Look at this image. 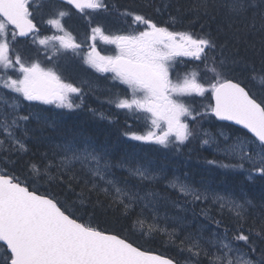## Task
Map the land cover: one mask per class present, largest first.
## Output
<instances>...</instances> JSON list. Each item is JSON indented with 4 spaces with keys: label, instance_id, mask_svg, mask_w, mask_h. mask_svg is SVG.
Returning a JSON list of instances; mask_svg holds the SVG:
<instances>
[{
    "label": "snow or ice",
    "instance_id": "1",
    "mask_svg": "<svg viewBox=\"0 0 264 264\" xmlns=\"http://www.w3.org/2000/svg\"><path fill=\"white\" fill-rule=\"evenodd\" d=\"M45 7L49 11L43 23L55 30L51 35H41L37 24V13ZM144 7L162 15L171 5L146 0ZM71 9L88 21L90 33L81 42L64 24ZM188 10L196 21L216 23V34L210 28L205 31V24L198 33L177 28L182 17L171 13L168 20L157 21L152 12L128 7L121 11L110 0H0V264H180L144 247L132 238L137 233L143 239L166 236L170 245L187 253L184 264H264V205L253 214L252 200L217 192L207 184L196 187L187 174L169 179L150 162L114 165L106 151L75 137L39 158L26 143L28 122L40 120L34 110L38 105L69 112L82 109L88 84L66 82L53 56L46 57L51 67L26 59L17 47L18 38L30 37L45 52L71 51L95 72L107 74L113 87L123 86L122 92L109 89L107 103L145 122L143 132L129 126L125 136L179 153L193 141L219 145L203 121L230 122L222 127H240L234 129V137L220 131L224 147L217 148L229 162L206 163L246 172L249 180L264 179V98L249 86L252 82L264 91V0H193ZM110 11L123 18L126 29L110 32L100 24L92 26L94 15ZM176 11H181L179 6ZM221 35L225 39L218 43ZM254 37H259V67L241 55V47L256 51ZM98 41L112 46L111 54L102 52ZM188 62L198 63L183 74L177 71ZM114 167L141 183L167 181L183 203L151 190L141 195L127 179L113 177ZM53 185L62 190L63 198L50 191ZM161 199L184 212L189 205H205L200 214L216 230L207 236L204 226L185 231L179 215L172 217L177 227H160L156 221ZM97 209L119 212L130 219V227H101ZM225 213L231 219L228 226L223 224Z\"/></svg>",
    "mask_w": 264,
    "mask_h": 264
},
{
    "label": "trees",
    "instance_id": "2",
    "mask_svg": "<svg viewBox=\"0 0 264 264\" xmlns=\"http://www.w3.org/2000/svg\"><path fill=\"white\" fill-rule=\"evenodd\" d=\"M163 2H168L171 7L167 11H164L162 15H156L151 9H146L144 7L146 0H110V4H115L116 7L121 11L128 7L138 12H152L153 18L157 21L168 20L169 13H171L173 16L182 17V23L177 24V28L182 30L190 29L191 31L198 33L200 32V25L205 24V31L209 30L210 28L213 31V34H216V23H211L209 26L205 19L196 21L195 14L188 10L189 6L193 3V0H154V4L156 6L162 5ZM177 6L180 7V12L176 11ZM48 11L49 9L45 7L42 12L37 13V24L40 29L43 21L48 18ZM71 17L75 18L71 20L76 22L77 25L80 26V29L83 28V33L80 34V37L82 38L81 40H84L85 34L90 33L87 19H85L84 16L80 14L74 13L73 11ZM66 19L67 17H65L64 21H66ZM193 21H195V23H192ZM97 24L102 25L106 31L110 32L123 30L127 27L123 18L120 17L116 11L94 15L92 26H96ZM224 39L225 37L221 35L218 39V43H223ZM253 39L256 41V51L253 52L252 50H249L245 52L243 47H241V55H246L249 58L255 60L257 67H259V37H254ZM21 45L22 43L20 42L17 47L21 51L22 55L26 57V52L21 48ZM63 55L73 56L71 52L64 53ZM197 63L198 62H188L187 64L178 65L177 71L183 74L185 71L194 69ZM48 67H51V63L48 64ZM59 69L62 75L64 71L63 78H67L69 77V74L73 73L70 67H68L69 73H67V70L62 71L60 65ZM82 73L83 72L78 71L73 75L77 76V74ZM249 86L252 87L258 98H264V91H261L252 82H249ZM199 101L200 100L197 99V106L200 104ZM110 109L114 111V115H118V121L115 120L113 123L103 121L98 117L88 113L86 108L76 111L74 115L78 116L74 119L71 117L72 115L69 118H60L55 116V114L52 112L49 113L51 120L48 122L41 123L36 122L35 120H30L27 124V128L30 131L29 138L26 140V143L31 149V153L35 154V158H39L40 153L46 151L50 152L51 149H53L56 145L62 144L65 141L75 137L81 142H87L91 144L100 151H106L108 153V158L115 164L121 161H133L140 162L142 164L150 162V167L152 169L156 170L157 172L163 169V172L168 174L166 175L167 177H170L173 169L178 167L181 168L180 173L187 174L189 176L190 182L195 186L201 185L202 182H207L208 184L212 183L216 188L221 190V193H229L236 198L244 197L246 199H250L256 206L260 202L264 203V179L254 176L253 179L249 180L248 177L244 175L246 172L232 171L227 169L220 170L216 167L209 166L213 168L212 170L211 168L205 166V162L207 160L217 161V157L208 152H203L202 150L191 153V159L189 161L188 167L186 165H183L182 167L180 162L183 164V161L179 160V153L160 149L157 145L141 144L128 141L126 136L123 134L126 130H129V127H125L123 124L122 115L124 112L116 109L114 106H111ZM129 121L130 124L133 125L130 127L132 131L141 132V130L145 127V122L143 120L141 121L137 120L136 118H129ZM204 124L214 129L215 127L226 129L231 133H235L234 129H237L234 127H222L225 124L217 123L214 118L211 120H205ZM199 146L200 145L197 147ZM224 162L227 163V160H224ZM157 163H159L158 166ZM17 167L19 169V166ZM112 174L115 179L121 182L127 179L128 186L133 190L139 191L141 195H143L147 189H151L153 191H161L164 195L170 196L171 198L182 202V198L179 197L178 193L168 188L163 180L151 183H141L136 178L129 177L127 171L119 167H114ZM45 187L41 188L42 192L45 190ZM50 191L63 198L64 193L59 187L53 185ZM77 191H79V189H77ZM101 199H103V197H101ZM138 211L139 207L137 208V212ZM252 211L253 214H256L257 209L255 208ZM145 216H148L149 219L151 218V214L148 212H145ZM96 218L101 227H115L119 229L121 227L129 228L131 225L130 219H124L121 217L119 212H115L110 209L107 211L97 209ZM216 218L220 219L218 215ZM207 223L209 226L216 228V226L209 221ZM223 224L225 226L231 224V219L227 213H225L223 216ZM175 227H177V225ZM182 235L183 232H181V236ZM132 238L139 240V242L142 243L144 247L151 249L153 252L174 257L180 262H184L187 257V253H180L176 247L170 245L167 242V237L164 235H157L152 239H143L137 233Z\"/></svg>",
    "mask_w": 264,
    "mask_h": 264
},
{
    "label": "rangeland",
    "instance_id": "3",
    "mask_svg": "<svg viewBox=\"0 0 264 264\" xmlns=\"http://www.w3.org/2000/svg\"><path fill=\"white\" fill-rule=\"evenodd\" d=\"M71 19H75V18H73L71 16L67 17L66 21H64L65 27H66V29L68 31H70L72 33V35L74 37H76V39H78L77 42H81L83 40H81L82 38L80 37V34L83 33L82 32L83 28L80 29V26L77 25V23L74 22ZM110 30H112V29H110ZM54 31L55 30L52 29L50 26H48L45 23H42V25H41V35H51ZM29 46H32L33 48H35V47L38 48V50L33 49L34 58L32 57V59H36V60H39V61L40 60H44V61H47V64H50L51 62H49L46 59V57L47 56H53L54 61H56L59 65H60V62H66L67 61L68 57H67V55H63L64 52L54 54L51 49H49L47 52H45L42 49V46L32 44L31 40L29 41ZM98 47H99V49L102 52H104L106 54H111L112 46H109V45H105L104 46V44L102 42L98 41ZM76 58L78 60H81L79 57H76ZM51 66H52V63H51ZM85 67L87 69L86 73H89V76H85V75L69 76V77L65 78L66 82H71V83L77 84L79 86L81 81H88V84L84 85V91L86 92V95L84 97V104L86 103V100H87L88 97H91V98H93V100L98 101V102H97V105L88 103V107H86V111H88L91 115H93V113L91 111H89V109H94L96 111L97 115H93V116H96L99 119H101L100 116H99V113H103L106 117H109L110 119H101V120H104V121H106L108 123H113L115 120L118 121V115H114L113 114L114 111L109 108L108 104L105 101L108 100V98H110V96H111V93L109 92V89H111L112 92H116V91H121L122 92L123 89L121 90V87H119V88L113 87L112 83L107 82L106 78L102 77L104 74L98 73L99 75H101V79H99L100 77H97V72H95L94 69L90 68L86 64H85ZM89 85H91V87H89ZM197 99H199V98H197ZM77 102H79V101H77ZM48 106H50L49 108L58 109V110H60V111H62L64 113H67V114L71 113V112H69L67 110L56 108L54 105H48ZM84 106H83L82 109H84ZM78 110H81V109H78ZM120 111L124 112V114L133 116L131 114L126 113L123 110H120ZM202 126H203V128L205 130H207L213 136L217 137V139L219 140V145L213 144L211 146H208V145L201 146L199 141H193V142L187 144V145H191L192 144L191 146H187V147L185 146L183 148H189L190 147L189 150H188L190 154L194 153L196 151L199 152L201 150H205L207 152H210V154L216 156L217 157V161L224 162V160H227V163H228L229 160L225 156V154L223 152H221V151H217L218 147L219 148H223L224 147V139H223V137H221L219 135V133H220V131H223L226 135L233 136V137L235 136L236 133H231V132L227 131L226 129H221L219 127H215V129H214V128L209 127L206 124H204V121L202 122ZM144 130H145V127L141 130V132H143ZM18 135H19V133H18ZM126 138L130 142L147 144V143H144V142L132 140L128 136H126ZM198 145H200V146L197 147ZM183 148L179 152V155H178L179 156V160L183 161V164L180 162V165L182 167H183V165H186L188 167V164H189V161H190L191 158H190V155H188L187 152H185L184 154L181 155V153L184 152ZM175 153H177V152H175ZM187 156H189V157L186 158ZM169 160H171V159H169ZM111 162L113 164H115L113 161H111ZM224 163H226V162H224ZM158 165H159V163H157V166ZM180 165H178V166H180ZM205 166L206 167L212 166V167H216V168H218L220 170H224V168H220V167H218L216 165H209L206 162H205ZM212 167H209V168H211L213 170ZM113 169H112V173H113ZM218 169H216V170H218ZM227 170H229V169H227ZM180 172H181V168L176 167V168L173 169V172L171 173L170 177H168V178L171 179L174 176H179V177H181V179H184L185 178V173L182 174ZM164 174L168 175L167 173H164ZM244 175L246 177H248L247 173H244ZM187 180H188V182H190V179H189L188 175H187ZM163 181L167 185V181H165V180H163ZM201 184H207L208 186H210L215 191H218V192L221 191L220 189L216 188L215 185L212 184V183L208 184L207 182H204V183L202 182ZM196 187H200V185L196 186ZM149 190H151V189H147L146 191H149ZM171 190L174 191L173 189H171ZM151 191H153V190H151ZM155 192L160 193L161 197H165L166 196L169 201H174L175 200L174 198H171L170 196L164 195L161 191H155ZM181 203H183V201ZM261 205H264V203L260 202V203L257 204V206H261ZM202 207H205V205L199 204V203H197L195 206L189 205L188 206V211L184 212V211H181L180 209H177V208L173 207L171 203H166L163 199H161L160 204L158 205V217L159 218L157 219L156 223H158L160 225V227L161 226L162 227L166 226V227H168L169 230H171L173 227L176 226V223L172 219V217L179 215V216L184 217V222H185V225H186L185 231L195 232L201 226H204V234H205V236H207L211 232L215 231L216 228H214L213 226H209L208 223H207L208 221L205 220V218L200 214V209ZM213 214H216L215 211L213 212ZM149 220H151V218ZM145 227H147V226H145Z\"/></svg>",
    "mask_w": 264,
    "mask_h": 264
},
{
    "label": "flooded vegetation",
    "instance_id": "4",
    "mask_svg": "<svg viewBox=\"0 0 264 264\" xmlns=\"http://www.w3.org/2000/svg\"><path fill=\"white\" fill-rule=\"evenodd\" d=\"M20 42L22 43L21 48L26 52V57L25 58L26 59H32V57H33V47L29 46V40H23V41L20 40ZM40 62L42 63L43 66L48 67L47 61L40 60ZM68 67H70L72 69V71H73V73L69 74V76L77 73L78 71L83 72V73L82 74H77V76L78 75L79 76L80 75L89 76V73H86L87 69L85 67V64L83 63L82 60H78L76 58V56H74L72 58H68L66 62H60V68H61L62 71L63 70H67V73H69L68 72ZM59 74L62 75L61 72ZM62 76H64V71H63V75ZM73 76H76V75H73ZM105 76H106V74H104L102 77L105 78ZM97 77H100L99 79H101V75H99L98 73H97ZM106 81L111 83V81L108 80V79H106ZM120 87H121V90H122L123 86H120ZM97 102L98 101L93 100V98L88 97L87 100H86V103L84 104L85 105L84 108L88 107V103L97 105ZM105 102L107 103V100ZM23 103L25 105H27L28 102H23ZM108 106L110 108L112 105L108 104ZM49 107L50 106H48V105H38L37 108L34 109V110L39 112L40 120H36V119H31V120H35L36 122H41V123L48 122L49 120H51V117H49V113H52V112L55 114V116L60 117V118L61 117L62 118H69L72 115L71 117L74 119V118H77V116H78V115L76 116L74 114L76 113V111H79V110H76V111H73V112L67 114V113H64V112H62V111H60L58 109L49 108ZM21 114H27V109H24V110L21 109ZM129 118L130 119H135L134 117H132L130 115H127V114H123L122 115L123 124H124L125 127L133 126L132 124H130ZM189 148H183L184 152L181 153V155L184 154L185 152H187L188 155H190V153L188 151ZM202 151L203 152H207L205 150H202ZM208 153H210V152H208ZM188 157L189 156H187L186 158H188ZM256 209H257L256 213H258L260 211V206H256ZM180 264H184V262H180Z\"/></svg>",
    "mask_w": 264,
    "mask_h": 264
},
{
    "label": "water",
    "instance_id": "5",
    "mask_svg": "<svg viewBox=\"0 0 264 264\" xmlns=\"http://www.w3.org/2000/svg\"><path fill=\"white\" fill-rule=\"evenodd\" d=\"M70 7V6H69ZM72 10H74L75 12H76V10L75 9H72ZM18 39H27V38H18ZM215 119V118H214ZM217 122H219V121H217ZM219 123H224V124H229L230 122H219ZM233 127H235V128H238L239 129V127L240 126H235V125H233ZM244 131H246V130H244Z\"/></svg>",
    "mask_w": 264,
    "mask_h": 264
},
{
    "label": "bare ground",
    "instance_id": "6",
    "mask_svg": "<svg viewBox=\"0 0 264 264\" xmlns=\"http://www.w3.org/2000/svg\"><path fill=\"white\" fill-rule=\"evenodd\" d=\"M178 175V174H177ZM209 182V181H208ZM220 185V184H219ZM218 192V191H217ZM260 205V204H259Z\"/></svg>",
    "mask_w": 264,
    "mask_h": 264
}]
</instances>
